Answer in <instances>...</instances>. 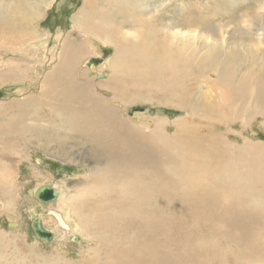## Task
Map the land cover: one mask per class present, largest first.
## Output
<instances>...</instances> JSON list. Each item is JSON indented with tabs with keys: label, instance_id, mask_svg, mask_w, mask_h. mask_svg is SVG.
<instances>
[{
	"label": "rangeland",
	"instance_id": "374dc122",
	"mask_svg": "<svg viewBox=\"0 0 264 264\" xmlns=\"http://www.w3.org/2000/svg\"><path fill=\"white\" fill-rule=\"evenodd\" d=\"M8 1L16 3V6H11L12 11H6L7 18L3 23L0 21V58H3V61L16 59L19 62H15L18 66L16 70V66L12 68L11 74H0V129L5 120L14 122L26 118L28 120V115L33 112L34 107L29 103V99L41 92L45 76L57 66L59 54L68 44L73 49L83 48L82 53L77 55L75 75L92 80L91 92L99 98L106 97L105 100L110 101L107 102L109 106L116 105L115 108L126 120L145 129L146 134H159L162 139L176 137L179 134L178 123L185 122L200 135H208L228 145L231 144L235 150L229 149L228 153L232 156L239 157L245 154L255 157L253 160L256 161V165L246 167L255 171L264 170V0ZM38 5L43 12L41 18L35 15ZM85 6H88L87 13H84ZM137 9L139 14L136 18L140 15L143 19L142 24L145 25L144 19L151 21L149 40H152L155 46L160 45V50L165 49L166 53L173 50L169 43L175 42L171 34L175 33L176 29L182 31V36L199 34L201 39L198 49L194 47L187 50L186 46L181 48V56L187 57L191 52H195L197 67L202 65L206 67L203 72L195 73L193 69L188 71V74L194 77L192 83L187 86L186 93L190 100L186 102L199 105V108H207L211 113H193L191 110L158 101L121 102L117 99L115 91L99 85L114 74L109 63L117 54L124 60L127 55L131 57L133 47L128 45L136 44L135 30L133 32L130 31L132 28L126 27L119 31L117 24L126 20L129 15L137 14ZM159 9H162L163 14L162 12L157 14ZM81 23H84L87 29H82ZM99 23L107 28L105 34L88 29V24L97 27ZM2 24L13 25L17 29L12 28V31L18 32L13 35L3 32L2 28H10ZM24 29H27L26 33L23 32ZM135 29L142 32L144 27L139 26ZM155 39L160 43H155ZM43 41L45 43L41 44ZM35 42L41 47L34 50L38 62L31 64L25 60L31 58L28 51L30 44ZM212 48H217L218 52L212 54ZM95 57L102 58L103 63L89 66L88 62ZM206 69L210 71L207 72ZM91 71L97 74H91ZM101 73L105 74L106 78L98 79L97 75ZM125 83L128 86L135 85L129 78L125 79ZM238 88L242 90V100L233 99V92ZM106 90L111 93L110 97L104 93ZM177 96L179 95L174 92L171 94L173 99ZM38 106L40 105H36ZM23 123L26 122H20ZM168 129H172V132H168ZM2 135L3 132L0 130V264H130V261L114 260L111 250L116 244L120 245L117 235L125 232H127L123 237L125 240L120 237L125 242L124 248L131 246V240L134 242L132 237L140 228L139 221L131 225L120 224L116 228L111 222L113 219L108 216L115 213L118 218L123 216L129 219L133 214H138L137 206L143 199L139 194V187L126 193L128 190L126 191L124 185L130 182L127 178H123L127 182H122L121 177L118 179L120 182L118 180L110 182L109 179V182H103L95 178L92 173L100 166L88 161L90 155L86 152L77 153L75 158L65 162L54 155L47 156L39 151L37 144L27 147L13 141L4 143ZM80 158H86L82 164L84 166L78 164ZM243 167L245 168L244 165ZM244 168L241 169L245 173ZM166 169L168 170L167 166L164 167V172H167ZM147 174H150L149 171L145 176ZM142 176L145 181V176ZM173 180L168 184V189L169 187L173 189V184L182 185L184 182L179 179ZM141 181L142 178L137 179L136 183ZM216 181L219 182L220 178ZM48 183L63 188L64 200L65 197L68 199L69 195H73L70 197L72 201L80 195L76 202H73L76 204L74 208L71 204L66 207L77 230L76 234L79 235L76 242L68 240L61 232V236L57 235L50 244H47L38 240L33 232L32 223L38 216H41L42 224L48 231L55 230L51 225L53 219L49 217L48 211L51 207H56V204L66 206L63 200L44 207L36 198L34 191ZM149 184L152 187L156 186L152 181H149ZM79 191L81 193H77ZM172 191L177 192L174 189ZM227 195L228 193H225L222 196L219 208L230 206ZM120 201L123 203L120 204ZM118 203L121 208H118ZM111 204L116 206L117 212L115 207L109 209ZM243 205L238 206L237 211ZM165 208L170 210V206L166 204ZM220 211L219 214L216 212L217 214L200 218V222L197 221L196 224L189 214H183L180 222L185 226V230L182 231L181 228L180 234L173 230L170 213L166 212L167 221L164 224L168 228V234L161 240L162 247L166 250L172 249L177 256V264L185 261L188 252L193 253V249L203 244L210 246V251L218 248V255L212 253L207 255H217L211 264H264V231L260 230L264 225L248 230L247 240L251 239L250 243L239 236L241 233L244 235L242 230L236 235H223L222 232L228 229L224 221L227 213L222 208ZM145 216L146 214L139 216L140 220L144 222ZM236 218L238 217L233 216V221L241 224V219ZM11 222L16 226H10ZM89 226L99 229L91 231ZM102 230H110L117 235L106 232L101 234ZM211 231L214 233L211 234ZM139 244L136 247L139 253H145L143 248L150 246L145 243Z\"/></svg>",
	"mask_w": 264,
	"mask_h": 264
},
{
	"label": "bare ground",
	"instance_id": "6f19581e",
	"mask_svg": "<svg viewBox=\"0 0 264 264\" xmlns=\"http://www.w3.org/2000/svg\"><path fill=\"white\" fill-rule=\"evenodd\" d=\"M15 4L8 0H0V21L2 23L7 18L6 11H12L13 7L11 8V6ZM40 7L38 5V9H35V15L38 18H41L43 13L40 11ZM87 8L88 6H85L86 12L84 13H87ZM161 12L162 9L157 10L158 15ZM138 14L137 9V14L129 15L126 20L124 19L117 24L119 31L124 30L123 28L126 27L132 28L130 31L134 32L135 30L136 44L128 45L131 48L133 47L130 53L131 57L129 58L127 55L124 60L123 57L117 54L115 59H112L109 63L114 74L111 78L100 82L99 85L115 91L117 99L121 102L158 101L166 105L191 110L193 113H209L210 111L207 108H199V105L196 106L186 102L190 100L186 93L187 86L192 83L194 77L190 76L188 71L190 72L193 69L195 73L197 71L203 72L206 67L205 65L197 67V54L195 52H191L187 57L180 55L183 46H186L187 50L188 48L192 49L199 46L201 39L199 34L193 33L182 36V31L176 29L175 33L171 34L175 42L169 43L173 50L170 51L167 48L169 51L166 53L165 49L161 48L160 50V45L157 44L155 46L156 44L149 40V27L152 28L149 25L151 21L144 19L145 25L142 24L143 19L140 18V15L139 18H136ZM22 25H19V27ZM87 26L88 29L90 28L103 34L107 30L102 23H99L97 27L90 24ZM139 26L144 27L142 32L136 31L135 27ZM6 27L10 29L2 28L3 32L11 35L18 32L13 25ZM32 27L34 28V26ZM80 27L84 30L87 29L84 23H81ZM12 28H15V31H12ZM24 30L23 32L26 33L27 29ZM113 34L116 33L113 32ZM116 41L119 43L118 40ZM44 43L43 41L41 44ZM155 43H160V41L155 39ZM115 45L119 46V44ZM37 47L36 42L32 45L30 44L28 55L31 58L25 60V62L31 64L38 62L35 57L36 54H34V50ZM82 49L81 47L73 49L66 44L61 54H59L57 66L52 68L45 76L41 92L37 93L35 91L37 94L29 99V103L34 105V107L33 112L28 115V120L26 118V120L21 119L18 122L13 120H5L3 122L0 130L3 132L4 143L13 141L27 147L31 144H37L39 151L41 150L47 156L54 155L55 158L65 162L75 158L77 153L86 152L90 155L88 161L100 166L96 172L92 173L95 178L103 182L108 181V179L113 182L120 179V177L122 182H127L126 179H123L127 178L130 182L128 181L129 184L124 185L126 191L128 190L126 193H129L131 189L135 191L139 187V194L143 199L137 206L138 214H133L129 219L123 216L118 218L117 215H114L115 213L108 216V218L111 217L113 219L111 222L116 228L120 224L131 225L132 223L136 224L135 221L141 222H138L140 228H138L135 236L132 237L134 242L131 240V246L124 248L125 239L123 237L127 235V232L117 235L110 230H102L103 233H101L105 234L106 232V234L110 233V235L119 236L120 245L116 244L111 250L113 259L116 261H130V264H177L176 260L178 261V259L172 249L166 250L162 247L161 240L168 234V228L165 225L167 213H170L169 218L172 221L173 230L176 231V234H180L181 228L182 231L185 230V226L180 222V218L184 216L183 214H189L196 224L197 221L200 222V218L217 214L222 208L228 214H226L224 221L229 229L222 232V234L232 236V234L236 235L242 230L244 235L241 233L239 236L250 243L251 239L247 240L248 230H252L256 226L260 228L264 225V170L255 171L246 167L256 165V161L253 160L255 157L245 154L239 157L236 155L232 156L231 153H228L229 149L235 150L231 144L228 145L208 135H200L191 125L185 122L184 124L178 123L179 134L176 137L162 139L159 134H146L144 132L145 129L126 120L115 108L116 105L115 107L109 106L110 104L108 105L107 102L110 101L105 100L107 99L106 97L102 99L91 92V90L93 91V89L90 90L92 80L75 75L74 70L78 61L77 55L82 53ZM211 52L216 54L218 52L217 48H212ZM15 62L19 61L16 59L3 61V58H0V74H11L12 68L15 66L16 70L18 65ZM104 66L108 67L107 64ZM6 67H9V69L7 70ZM100 68L102 69V67ZM206 70L207 72L210 71L209 69ZM101 76H103L102 73L100 78L98 76L97 78H106ZM126 78L133 81L135 85L130 84L128 86L125 83ZM108 91L104 93H107L108 97H110L113 91H109L111 93H108ZM173 92L179 95L175 99L171 98ZM101 96L103 95L101 94ZM242 97V90L239 88L235 89L233 99L242 100ZM36 105L40 106L36 107ZM21 121L26 123L20 124ZM233 152L235 153V151ZM85 159L80 158L78 164L84 166L82 164ZM166 166L168 170L166 169L167 172H164V167ZM241 168L246 169L245 173ZM93 169L96 170V168ZM148 171L150 174L145 176ZM142 175L145 176V181ZM140 178H142V181L136 183L137 179ZM217 178H220L219 182L216 181ZM173 179L184 181H182V185L173 184V189L177 192H173L170 187L169 189L167 188ZM149 181L155 182L156 186L152 187ZM54 186L59 189L60 197L58 201L62 202L64 200L62 199L64 190L61 186ZM77 193H81V191ZM225 193H228L227 199L230 206L226 205L224 209L223 207L219 208V203ZM72 196L69 195L68 199L65 197L63 204L66 206L61 203L60 205L56 204V207H51L48 211L49 217L51 216L53 219L51 225L55 229L50 232L55 234V238L57 235L61 236V232L71 241L79 236L76 234L77 230L66 209L68 204H71L72 208H74L76 204H73V202H76L80 195L71 201L70 197ZM119 203L122 204L123 201ZM119 203L117 206L121 208ZM165 204L170 206V210L165 208ZM61 205L62 208H60ZM241 205H243L242 208L237 211L238 206ZM113 207H115L117 212L116 206L109 205L110 210ZM150 210L152 213H150ZM53 213L58 214L60 217ZM142 214H146L144 222L139 218ZM233 216H237L238 218L236 219H241V224L233 221ZM86 222L84 221V223ZM89 227L91 231L99 229L95 226ZM260 230L264 231V227ZM213 233L211 231V234ZM139 243L150 245L143 248L145 253L137 252L136 247L140 245ZM215 247L218 246L215 245ZM210 248L207 244L196 247L193 249V253L188 252L185 255V261L179 264H211L212 260L218 255V248L212 251L209 250ZM210 253L217 255L207 256Z\"/></svg>",
	"mask_w": 264,
	"mask_h": 264
},
{
	"label": "water",
	"instance_id": "95a60500",
	"mask_svg": "<svg viewBox=\"0 0 264 264\" xmlns=\"http://www.w3.org/2000/svg\"><path fill=\"white\" fill-rule=\"evenodd\" d=\"M102 63H103L102 58L95 57V58H92V60H90L88 62V65L92 67V66H98ZM90 73L96 74L95 71H91ZM100 75L101 74H98L97 76L100 77ZM101 77H106V75L103 74V76H101ZM105 94L108 96L107 93H105ZM168 132H172V129H168ZM35 196L41 202V204L44 207H48V206H50L52 204H56L58 202L59 197H60V191H59V189H56L54 184L48 183V184H44V185L40 186L36 190ZM53 214H55L56 216H59L56 213H53ZM10 226L14 227V226H16V224L11 222ZM32 229H33V232H34L35 236L37 237V239L43 243L50 244L55 238V234L53 232L46 230V228L43 226L42 221H41V216H38L34 219V221L32 223ZM77 240H78L77 237H75L73 239L74 242H76Z\"/></svg>",
	"mask_w": 264,
	"mask_h": 264
}]
</instances>
